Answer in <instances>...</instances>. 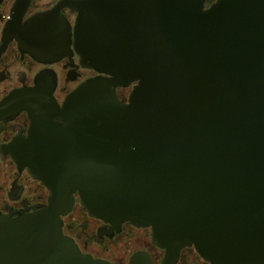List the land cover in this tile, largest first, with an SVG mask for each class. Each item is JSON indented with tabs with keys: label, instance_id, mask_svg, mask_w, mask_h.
<instances>
[{
	"label": "water",
	"instance_id": "obj_1",
	"mask_svg": "<svg viewBox=\"0 0 264 264\" xmlns=\"http://www.w3.org/2000/svg\"><path fill=\"white\" fill-rule=\"evenodd\" d=\"M20 14L9 31L23 50L44 63L76 53L97 74L59 103L44 68L0 103V116L27 111L12 156L49 189L37 210L0 212V264H112L62 233L75 194L90 215L150 227L167 260L192 245L210 264H264V0H62ZM132 83L122 101L116 88Z\"/></svg>",
	"mask_w": 264,
	"mask_h": 264
},
{
	"label": "flooded vegetation",
	"instance_id": "obj_2",
	"mask_svg": "<svg viewBox=\"0 0 264 264\" xmlns=\"http://www.w3.org/2000/svg\"><path fill=\"white\" fill-rule=\"evenodd\" d=\"M60 1L28 0L22 9L18 0H0V103L15 89L34 86L36 74L44 68L55 72L53 95L59 103L80 82L97 74L82 67L76 53L52 63L38 61L11 36L9 27L17 20L19 12L23 24L35 13L50 10ZM212 1L206 0V6ZM59 11L73 24L74 11L66 6ZM132 86L133 83L116 88L122 101L127 100ZM30 122L26 110L0 116V212L12 216L19 211L37 210L47 203L49 195L47 186L33 177L26 166H19L12 156L14 139L28 135ZM74 197L71 209L61 215V230L82 253L112 264H210L192 245L183 246L176 258L167 260L165 249L153 241L150 227L137 226L130 221L115 226L90 215L79 196L75 194Z\"/></svg>",
	"mask_w": 264,
	"mask_h": 264
}]
</instances>
